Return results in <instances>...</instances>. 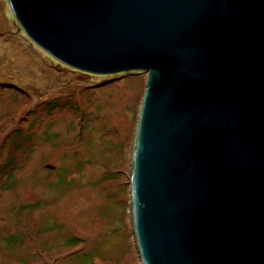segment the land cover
Instances as JSON below:
<instances>
[{"label":"water","instance_id":"1","mask_svg":"<svg viewBox=\"0 0 264 264\" xmlns=\"http://www.w3.org/2000/svg\"><path fill=\"white\" fill-rule=\"evenodd\" d=\"M99 75L147 72L131 171L142 264H264V0H8Z\"/></svg>","mask_w":264,"mask_h":264},{"label":"rangeland","instance_id":"2","mask_svg":"<svg viewBox=\"0 0 264 264\" xmlns=\"http://www.w3.org/2000/svg\"><path fill=\"white\" fill-rule=\"evenodd\" d=\"M148 79L59 62L0 0V264H142L131 171Z\"/></svg>","mask_w":264,"mask_h":264},{"label":"trees","instance_id":"3","mask_svg":"<svg viewBox=\"0 0 264 264\" xmlns=\"http://www.w3.org/2000/svg\"><path fill=\"white\" fill-rule=\"evenodd\" d=\"M51 168V167H50Z\"/></svg>","mask_w":264,"mask_h":264}]
</instances>
